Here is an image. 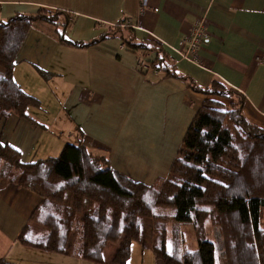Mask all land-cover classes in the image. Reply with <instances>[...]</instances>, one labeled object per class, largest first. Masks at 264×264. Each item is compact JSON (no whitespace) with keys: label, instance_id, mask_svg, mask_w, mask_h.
<instances>
[{"label":"crops","instance_id":"crops-1","mask_svg":"<svg viewBox=\"0 0 264 264\" xmlns=\"http://www.w3.org/2000/svg\"><path fill=\"white\" fill-rule=\"evenodd\" d=\"M40 9L58 14L52 23H32L12 72L14 82L38 99L39 106L28 109L37 122L10 115L0 123V142L22 161L55 158L46 156L49 138L65 130L67 141L104 150L112 169L151 185L168 174L202 100L230 102L204 97L189 83L205 88L220 81L242 98L245 119L264 129V0H147L143 9L140 0H0V21ZM201 18L207 38L193 65L176 51ZM111 32L116 34L89 47L72 44ZM122 37L155 49L130 48ZM40 202L33 191L2 186L0 260L29 264L21 253L35 248L20 244L18 235ZM35 252L38 261L31 264H49L47 251Z\"/></svg>","mask_w":264,"mask_h":264},{"label":"trees","instance_id":"trees-1","mask_svg":"<svg viewBox=\"0 0 264 264\" xmlns=\"http://www.w3.org/2000/svg\"><path fill=\"white\" fill-rule=\"evenodd\" d=\"M57 14L40 9L0 21V123L10 115L36 123L28 109L38 107V99L14 82V61L32 23H52ZM115 34L72 44L89 47ZM58 37L66 42L61 32ZM123 42L155 49L148 42ZM167 74L189 83L185 76ZM188 86L230 102L202 100L168 174L151 185L112 169L104 150L90 149L80 139L66 143L55 158L31 162L0 142V189L15 184L41 198L19 242L96 264H127L132 242L141 241V222L150 219L151 239L142 246L162 264H264V129L245 119L242 98L220 81ZM208 225L217 246L207 237ZM183 226L195 232L194 250L186 247ZM110 243L116 247L106 262Z\"/></svg>","mask_w":264,"mask_h":264},{"label":"rangeland","instance_id":"rangeland-1","mask_svg":"<svg viewBox=\"0 0 264 264\" xmlns=\"http://www.w3.org/2000/svg\"><path fill=\"white\" fill-rule=\"evenodd\" d=\"M57 32H61V31H57ZM61 116H62V113L60 114V117ZM70 124H72V123H70ZM58 126H60V128H62L61 130H63V127L60 124H58ZM65 128H67L66 124H64V129ZM63 134L64 135H62L58 131L57 134L53 138H51V139L49 138V143H48L49 147L46 151V156H48V155L49 156H55V155L57 156L59 154V152L61 151L63 145L66 142H69L66 139H64V137H66L65 130L63 131ZM71 140H72V138L70 139L69 143H72ZM56 147H57V149H56ZM27 223H29V220ZM32 228L34 229L35 226ZM206 228H207L208 239L213 241L214 244L217 246V239H216V237H214L215 236L214 230L209 225ZM34 230L39 231V229H36V228ZM151 230H152V221L150 219L143 220L141 222V241L132 242L130 257L128 259L127 264H155L156 263L150 249L143 247L144 245H147L149 243V240L151 239ZM180 230H181L182 236L184 238L187 249L188 250H194L196 248V239H195L194 230L190 226H183L180 228ZM18 242H19V240H18ZM19 243L22 244L21 242H19ZM142 244H144V245L142 246ZM30 247H32V246H30ZM115 247H116V244H113V243H110L106 246L104 253H103L104 260L106 262L113 255ZM33 248H35V247H33ZM37 250H38L37 248H35V250L34 249L33 250H23V253H21V256L23 257V259H26L29 264H31V263H33V261L37 260V259L34 260V258H35L34 252L36 251L35 253H38ZM38 251L42 252V250H38ZM48 253H49L48 255H51V256H46L45 261H48V262H45V263H49V264H96V263H92V262H89V261H86V260H83L80 258L73 261L72 257H69V255H66V254L55 253V252H48ZM41 256L43 258L45 257L43 255H41ZM66 258H67V260L64 261L63 259H66ZM20 264H25V263L20 262Z\"/></svg>","mask_w":264,"mask_h":264},{"label":"built area","instance_id":"built-area-1","mask_svg":"<svg viewBox=\"0 0 264 264\" xmlns=\"http://www.w3.org/2000/svg\"><path fill=\"white\" fill-rule=\"evenodd\" d=\"M146 2L147 0H140V9L146 6ZM206 38L204 19H197L191 25L188 35L184 37L181 48L176 51L180 59L193 65H199V47ZM138 65L145 70H150V66L143 62L139 61Z\"/></svg>","mask_w":264,"mask_h":264}]
</instances>
